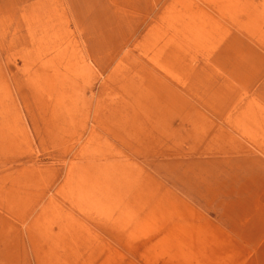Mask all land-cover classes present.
Returning <instances> with one entry per match:
<instances>
[{
	"label": "rangeland",
	"instance_id": "1",
	"mask_svg": "<svg viewBox=\"0 0 264 264\" xmlns=\"http://www.w3.org/2000/svg\"><path fill=\"white\" fill-rule=\"evenodd\" d=\"M0 264H264V0H0Z\"/></svg>",
	"mask_w": 264,
	"mask_h": 264
}]
</instances>
